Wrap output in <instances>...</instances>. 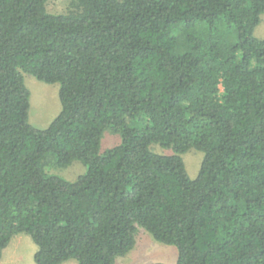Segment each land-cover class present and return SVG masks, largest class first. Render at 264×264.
I'll list each match as a JSON object with an SVG mask.
<instances>
[{"label":"trees","instance_id":"16d2710c","mask_svg":"<svg viewBox=\"0 0 264 264\" xmlns=\"http://www.w3.org/2000/svg\"><path fill=\"white\" fill-rule=\"evenodd\" d=\"M49 1L0 0V261L26 234L36 264H116L141 228L177 264H264V0ZM24 75L60 86L46 129Z\"/></svg>","mask_w":264,"mask_h":264},{"label":"rangeland","instance_id":"374dc122","mask_svg":"<svg viewBox=\"0 0 264 264\" xmlns=\"http://www.w3.org/2000/svg\"><path fill=\"white\" fill-rule=\"evenodd\" d=\"M70 2V0H50L47 4V10L52 14H64L70 9ZM261 19V23L254 34L257 39H264V15ZM221 32L229 42L237 40L236 33L232 34L230 38L231 30L224 28ZM24 78L26 86L31 92L30 123L38 129H46L62 109L59 99L60 86L59 84L40 82L29 75H24ZM118 144H120V138L106 132L102 141V151L113 148ZM152 150L160 155H173L172 151L162 149L157 145H153ZM203 157V153L194 149L182 155L190 179L195 180L198 177ZM86 171V166L80 161L74 162L65 169H49L50 173L70 182L76 181ZM136 240L135 248L126 257H119L116 264H177L178 249L175 246L156 241L141 228ZM37 251L38 246L29 235H17L4 251L0 264H36L34 256ZM64 264H77V262L71 260Z\"/></svg>","mask_w":264,"mask_h":264},{"label":"crops","instance_id":"0c3cea01","mask_svg":"<svg viewBox=\"0 0 264 264\" xmlns=\"http://www.w3.org/2000/svg\"><path fill=\"white\" fill-rule=\"evenodd\" d=\"M0 263H1V261H0Z\"/></svg>","mask_w":264,"mask_h":264}]
</instances>
